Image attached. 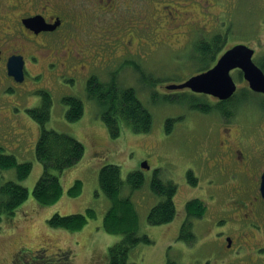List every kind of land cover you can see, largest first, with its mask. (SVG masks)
Instances as JSON below:
<instances>
[{
	"label": "rangeland",
	"instance_id": "1",
	"mask_svg": "<svg viewBox=\"0 0 264 264\" xmlns=\"http://www.w3.org/2000/svg\"><path fill=\"white\" fill-rule=\"evenodd\" d=\"M122 1L121 5L115 6L118 8L115 22L112 14L91 11L82 26L89 38V47L94 51L98 41L94 29L98 28L101 17L106 21L105 27L115 28V36L111 33L109 38L115 50L109 49L99 55L100 64L106 71L93 73L98 76L101 73L99 77L106 80L109 65L115 63L119 82L134 87L152 114L153 123L148 132L137 133L120 123L119 135L112 136L97 104L87 95L89 77L78 76L71 84L57 82L45 68L52 53L49 47L40 49L38 63L28 62L29 73L17 84L5 74L6 55L2 54L0 145L18 161H31L32 169L19 181L28 190L27 199L14 215H3L0 219V264H10L21 248L36 251L41 247L49 254L69 249L70 264H105L109 247L122 238L121 234L108 233L102 227L110 203L100 188L99 170L107 163L120 166L123 180L134 170H141L144 178L139 188L130 189L126 184L122 191L124 196H130L139 214V234L144 233L151 240L136 244L130 261L166 264L170 257L176 264H264V201L258 192L256 176L264 165V95L255 93L241 97L244 102L230 121L220 117V114L224 118L229 115L216 108L211 111L190 108L189 92L184 97L180 96L184 91L173 94L165 88L166 84L181 82L198 72L191 59L194 43L198 38L216 33L225 36L220 53L241 43L254 48L256 64L264 62V0ZM78 2L79 9L93 7V0ZM22 5L20 10L32 8L31 0H24ZM5 10L13 11L10 7H4ZM141 12L145 19L136 16ZM81 36L83 34L78 37L82 41ZM8 38L9 42L17 40L22 45L29 44L23 38ZM8 41L4 40L2 46L9 44ZM79 49L75 47L74 51ZM129 58L138 68L132 63L124 64ZM39 71L43 74L41 79L32 78L31 75ZM231 75L237 84L236 92L248 88L237 71L232 70ZM40 90L48 91L52 100L45 126L71 134L85 147L82 158L59 174L64 191L51 205H40L32 194L43 166L35 156L40 124L27 109L40 105ZM71 95L79 97L84 105L83 114L75 121L68 120L65 114L68 105L63 98ZM205 99L214 104L212 98ZM167 118H173L169 130H166ZM225 128H230L235 135L229 140L230 145L235 144L248 153L249 150L243 147L248 142L252 144L250 151L254 153L255 148V154L260 155V163L247 165L243 174L245 179L232 169L236 168L234 162L226 164L224 175L217 174L219 170L212 167L214 148L218 147ZM144 160L148 161L149 168L141 167ZM188 171H192L196 183L189 181ZM155 172L162 181L170 180L176 186L173 197L176 214L173 220L160 225L147 221L149 209L161 198L150 186ZM2 176L15 180V169H4ZM77 179L81 181V191L77 196H69L68 188ZM194 198L201 200L204 213L192 217L196 239L186 243L179 239V231L187 215L185 206ZM89 207L95 210V217L89 218L79 230L54 228L47 222L54 213L84 212ZM230 234L233 236L231 249L226 246V236Z\"/></svg>",
	"mask_w": 264,
	"mask_h": 264
},
{
	"label": "trees",
	"instance_id": "2",
	"mask_svg": "<svg viewBox=\"0 0 264 264\" xmlns=\"http://www.w3.org/2000/svg\"><path fill=\"white\" fill-rule=\"evenodd\" d=\"M176 12V11H175ZM225 36L221 33L208 37H201L195 41L191 50L193 64L197 65L198 72L209 68L220 54V49L224 43ZM125 63H132L138 68L134 60L126 59ZM260 67L264 71V62ZM241 78V72L238 71ZM86 92L89 98L95 101L99 113L107 125L112 136L119 135L120 123H125L134 132H148L153 123L150 110L137 95L134 87L121 84L117 75L106 80L92 77L88 80ZM41 103L38 106L27 109L40 124V134L35 145V156L42 163L43 171L33 187V197L40 205H51L57 202L63 194V186L59 174L65 169L73 166L83 156L85 147L81 141L71 134L58 131L54 128H47L45 122L50 116L52 104L51 95L48 91L40 90ZM249 88H242L234 95L221 102L211 103L202 94H189L188 100L190 108L200 111H211L212 108L225 115H232L236 109L243 104L241 97L246 98L255 94ZM183 93L180 96H187ZM173 99V97H168ZM63 101L68 105L66 117L70 121H75L83 114V101L77 96H67ZM173 118L166 119V130H169ZM14 168L16 179H3L4 169ZM32 169V162L29 160L18 161L14 154L5 151L0 145V219L3 215H14L17 208L27 199V188L19 183L25 179ZM155 172L151 180V189L161 196L147 213V221L152 225H160L173 220L176 208L173 197L176 193L175 184L170 181H162ZM189 181L194 184L192 171L187 173ZM141 170H134L128 173L126 180L121 177L120 166L107 163L99 170V185L103 193L109 199V207L104 215L102 227L108 233L121 234L122 238L112 244L107 252L108 260L105 264H139L130 261L131 252L139 242L150 243L148 235L139 234V214L130 196H124L126 184L130 189L139 188L143 183ZM81 191V181L79 179L68 188L69 196H77ZM186 218L184 219L180 231L179 239L186 243L195 241L196 235L193 232L192 217H197L204 213V205L198 198L190 199L186 206ZM95 217L93 208H86L84 212H75L66 215L59 213L52 214L47 222L54 228H65L76 231L84 227L89 218ZM70 264L72 262L71 252L60 249L49 254L46 248L41 247L36 251L21 248L13 256L10 264ZM166 264H176L175 260L167 258Z\"/></svg>",
	"mask_w": 264,
	"mask_h": 264
},
{
	"label": "flooded vegetation",
	"instance_id": "3",
	"mask_svg": "<svg viewBox=\"0 0 264 264\" xmlns=\"http://www.w3.org/2000/svg\"><path fill=\"white\" fill-rule=\"evenodd\" d=\"M125 1L126 0H124V2ZM22 3H24V0H11V2H7V0H0V21L2 19L7 21L6 23L4 21L0 22V63L3 61L2 54L6 55L5 61L3 62V70L5 74H7L6 63L11 55L20 54L23 56L24 75H26L27 72L29 73L28 62L32 64L38 63L41 60V54H38L40 49L49 47L52 50V53L49 57L48 54H46L48 59L46 61L45 68L51 71L53 76H55L54 78L57 79V82L62 81L71 84L77 80L78 76H88L89 79L92 77L100 78V74L106 70L104 69L105 66H102V63L100 64L99 55L109 49L112 51L115 50V45L113 43H109L110 34L112 33V35L115 36V28L105 27L104 23H106V21H104V17H101L102 21L98 24V28L94 29L96 31L95 36L98 37L95 47L96 50L94 51L89 47L90 42H87L89 38L82 25H84V21L88 18L91 11L95 14H101V12L112 14V20L115 22V12L118 9L115 8V6L121 5L123 3L122 0H93V7L86 9H79L78 0H31V9L20 10V7H23ZM4 7H10L13 11H4ZM175 11L176 10H174V12ZM125 13L124 18H126ZM169 14H171V11ZM142 15H144V13L141 12L136 16L145 19L146 16ZM33 16L42 17L45 23L51 28L36 31L34 28L27 26L24 23V19ZM85 29L89 28L85 27ZM89 30L90 33H92L91 29ZM82 34L83 36L81 37L83 40L81 41L78 36ZM8 37L23 38L24 41L29 44L25 43L22 45V43L17 40L15 42H9ZM4 40L8 41L9 44L3 47L2 43ZM113 40L115 41V37ZM24 45L26 49L24 48ZM75 47L80 48L79 51H74ZM57 48L58 50H56ZM111 64L109 65L111 66L110 70L107 71L109 74L108 79L115 76V63ZM84 70H86V73H83ZM93 71L102 72L98 76L93 73ZM235 71L238 72V70ZM42 75L41 71H39L37 74H33L31 76L32 78L41 79ZM8 78H10V81L14 84L22 83L25 80V77L22 82L15 81L13 77L8 76ZM170 91H172L173 94L179 91L197 94L188 88ZM198 96H202V94H199ZM204 96L208 99L212 98L214 103L222 101L213 95ZM212 109L215 110L214 108ZM220 117L230 121L232 120V115L224 118V116L220 114ZM224 133V136L220 138L218 142V147L214 148L216 151H214L215 153L212 156L214 158L211 163L212 167L214 166L217 170H219L218 172L220 173L216 172L217 174L224 175L226 173V164L234 162L236 168L232 169L238 173V176L245 179L246 175L243 174L246 172L247 165L260 163V155L255 154L257 150L255 148L254 153L250 151L252 144H248V142L246 145H243L244 148L249 150L248 153L235 144L230 145L229 140L235 136L233 132H231L230 128H225ZM225 141L227 143H225ZM263 172L264 165L262 164L261 169L256 174L258 178V192ZM226 237L230 238L232 243V234ZM228 248L231 249V245L228 246Z\"/></svg>",
	"mask_w": 264,
	"mask_h": 264
},
{
	"label": "water",
	"instance_id": "4",
	"mask_svg": "<svg viewBox=\"0 0 264 264\" xmlns=\"http://www.w3.org/2000/svg\"><path fill=\"white\" fill-rule=\"evenodd\" d=\"M27 26L38 30H47L51 27L40 16L24 19ZM254 48L245 44H236L228 48L219 56L216 63L207 70L194 74L181 83L167 84L166 89L189 88L193 92L207 93L221 100L230 98L236 91L237 85L231 75V70L239 69L248 86L255 92L264 93V71L253 60ZM7 73L16 81L24 79V59L20 54L11 55L6 63ZM141 167L149 168L147 161ZM259 190L264 200V172L261 176ZM228 246L231 240L227 238Z\"/></svg>",
	"mask_w": 264,
	"mask_h": 264
}]
</instances>
